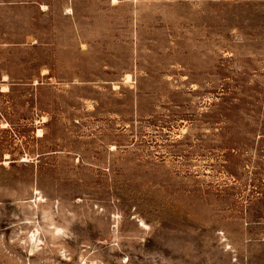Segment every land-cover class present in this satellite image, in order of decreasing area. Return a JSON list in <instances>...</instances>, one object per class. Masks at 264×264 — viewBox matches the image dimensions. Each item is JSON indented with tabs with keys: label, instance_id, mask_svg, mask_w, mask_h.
Returning <instances> with one entry per match:
<instances>
[{
	"label": "rangeland",
	"instance_id": "obj_1",
	"mask_svg": "<svg viewBox=\"0 0 264 264\" xmlns=\"http://www.w3.org/2000/svg\"><path fill=\"white\" fill-rule=\"evenodd\" d=\"M0 264H264V0H0Z\"/></svg>",
	"mask_w": 264,
	"mask_h": 264
},
{
	"label": "bare ground",
	"instance_id": "obj_2",
	"mask_svg": "<svg viewBox=\"0 0 264 264\" xmlns=\"http://www.w3.org/2000/svg\"><path fill=\"white\" fill-rule=\"evenodd\" d=\"M3 87H5V86H3ZM3 89H6V87L3 88ZM38 135H42V132H40V129H38ZM37 240H38V237H37L36 234L33 232V233L30 235V241H31L34 245H36V244H37Z\"/></svg>",
	"mask_w": 264,
	"mask_h": 264
}]
</instances>
